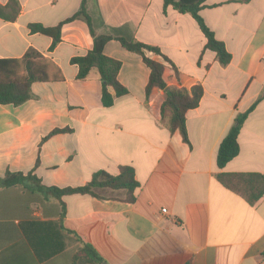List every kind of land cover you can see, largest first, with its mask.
<instances>
[{
    "label": "crops",
    "instance_id": "0c3cea01",
    "mask_svg": "<svg viewBox=\"0 0 264 264\" xmlns=\"http://www.w3.org/2000/svg\"><path fill=\"white\" fill-rule=\"evenodd\" d=\"M18 2L15 21L0 19V59L33 48L61 79L35 81L30 99L0 105V178L33 172L46 187H78L97 171L116 175L129 166L139 186L131 203L64 196V215L57 199L0 188V264H89L74 261L82 243L103 264H264V195L251 206L217 180L264 178V0L204 1L199 14L230 54L226 66L204 50L194 19L171 7L164 13L162 0H97L106 26H127L171 61L177 74L164 63L167 86L201 85L198 106L185 116L189 144L161 120L164 92L153 88L146 96L149 69L140 56L116 40L106 43L103 53L121 63L117 77L128 93L103 107L100 81L77 80L70 62L92 48L86 24H64L53 49L50 37L30 33L29 24L53 27L69 18L81 0ZM256 100L237 136L238 154L219 168L221 140Z\"/></svg>",
    "mask_w": 264,
    "mask_h": 264
},
{
    "label": "trees",
    "instance_id": "16d2710c",
    "mask_svg": "<svg viewBox=\"0 0 264 264\" xmlns=\"http://www.w3.org/2000/svg\"><path fill=\"white\" fill-rule=\"evenodd\" d=\"M205 0H162L163 12L168 7L180 14L190 15L205 38L204 50L213 52L218 63L226 66L230 62V54L224 44L217 40L213 32L206 26L199 12L203 8ZM20 11L18 0H7L6 4H0V19L8 22L16 20ZM74 20L83 21L89 35L92 38V48L81 57H75L70 62L77 66V80L95 78L101 84V104L110 107L115 97H121L128 90L118 81V72L121 63L118 60L107 57L103 53L104 46L110 40H116L128 52L134 53L142 59L149 69V77L145 86L148 96L153 88L164 92L165 98L160 107V115L163 124L170 132L178 131L183 142L189 144L186 131V112L196 108L203 94L201 85H194L190 89L184 87L167 86L164 79V63L172 66L171 61L156 46L138 41L133 32L127 27L111 28L104 24L99 13L97 0H81L79 9L69 18L59 22L53 27H45L41 24L28 25L30 33L41 34L52 39L50 49L60 42V32L64 24ZM147 53L159 57L158 61L148 57ZM61 74L53 62L43 57L33 48H28L19 59H0V105H20L31 98V84L35 81L59 80ZM112 89L113 94L110 92ZM259 100V99H258ZM244 113L238 114L233 125L221 140L217 155L216 165L221 168L239 152L237 136L247 115L253 110L256 103ZM54 130L51 134L62 132ZM217 180L228 190L238 193L249 205H255L264 195V178L258 174H219ZM20 186L27 190L41 194L45 199L53 198L61 202L62 215L64 204L62 197L73 194L89 195L97 199H118L125 202H133L134 191L139 183L135 179L134 170L129 166H121L116 175H110L105 171L95 172L91 179L78 187H46L42 185L33 172L26 174L19 172H6L0 178V188ZM264 258V252L262 253ZM83 259L89 264H103L104 260L87 243H82L74 258Z\"/></svg>",
    "mask_w": 264,
    "mask_h": 264
},
{
    "label": "built area",
    "instance_id": "2783aa9c",
    "mask_svg": "<svg viewBox=\"0 0 264 264\" xmlns=\"http://www.w3.org/2000/svg\"><path fill=\"white\" fill-rule=\"evenodd\" d=\"M161 212H162V213H166V209H162Z\"/></svg>",
    "mask_w": 264,
    "mask_h": 264
}]
</instances>
